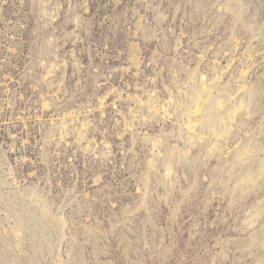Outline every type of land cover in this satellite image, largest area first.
Listing matches in <instances>:
<instances>
[{
    "label": "rangeland",
    "instance_id": "374dc122",
    "mask_svg": "<svg viewBox=\"0 0 264 264\" xmlns=\"http://www.w3.org/2000/svg\"><path fill=\"white\" fill-rule=\"evenodd\" d=\"M0 264H264V0H0Z\"/></svg>",
    "mask_w": 264,
    "mask_h": 264
},
{
    "label": "bare ground",
    "instance_id": "6f19581e",
    "mask_svg": "<svg viewBox=\"0 0 264 264\" xmlns=\"http://www.w3.org/2000/svg\"><path fill=\"white\" fill-rule=\"evenodd\" d=\"M203 106V105H202ZM206 106H204L203 108H205ZM209 107H210V105H209ZM208 107V108H209ZM207 108V107H206ZM204 109V110H206V111H208V108L207 109ZM209 109H211V107L209 108ZM248 113V112H247ZM247 113H245V114H247ZM209 114V115H208ZM207 114V117H206V121H210L211 123H212V126L214 125V123L218 120V119H220L218 116L216 117V116H213V114L212 113H208ZM220 114V113H219ZM244 114V115H245ZM222 118V117H221ZM222 119H224V118H222ZM223 127V126H222ZM185 163V162H184ZM255 176L256 175H253V176H250L249 174H247V171H243L242 172V177H243V181H242V183H241V185L242 184H244V183H246V182H253L255 179ZM233 178V177H232Z\"/></svg>",
    "mask_w": 264,
    "mask_h": 264
}]
</instances>
